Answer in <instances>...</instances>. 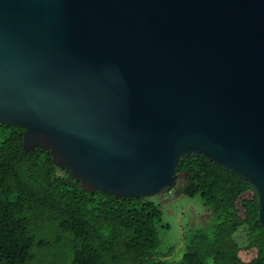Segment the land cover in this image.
<instances>
[{"label":"water","instance_id":"1","mask_svg":"<svg viewBox=\"0 0 264 264\" xmlns=\"http://www.w3.org/2000/svg\"><path fill=\"white\" fill-rule=\"evenodd\" d=\"M0 123L115 198L169 193L202 156L264 230V0H0Z\"/></svg>","mask_w":264,"mask_h":264},{"label":"trees","instance_id":"2","mask_svg":"<svg viewBox=\"0 0 264 264\" xmlns=\"http://www.w3.org/2000/svg\"><path fill=\"white\" fill-rule=\"evenodd\" d=\"M22 133L0 123V264H171L156 251L158 229L168 228L157 204L82 190L48 151L24 154ZM176 178L214 219L210 231H189L178 264H264L258 201L247 182L202 156L181 159ZM226 226L233 241L224 250L218 236ZM241 251L254 256L244 262Z\"/></svg>","mask_w":264,"mask_h":264},{"label":"rangeland","instance_id":"3","mask_svg":"<svg viewBox=\"0 0 264 264\" xmlns=\"http://www.w3.org/2000/svg\"><path fill=\"white\" fill-rule=\"evenodd\" d=\"M176 187L175 194L171 196L150 198L159 206L163 224L168 226L167 229H158L159 246L156 251L161 255L165 254L168 258L166 261L171 264L180 263L189 231L193 229L210 231L214 224L212 213L203 206L198 197L184 196L181 184H177ZM250 195L246 193L243 197L248 198ZM218 238L221 248L229 249L233 241L230 227H222ZM239 256L242 261L248 262L254 256V252L241 251Z\"/></svg>","mask_w":264,"mask_h":264},{"label":"flooded vegetation","instance_id":"4","mask_svg":"<svg viewBox=\"0 0 264 264\" xmlns=\"http://www.w3.org/2000/svg\"><path fill=\"white\" fill-rule=\"evenodd\" d=\"M175 190H177V187H175V188H174L173 190H171L169 193H166V194H164V195L158 196V197H156V198H160V197H163V196H171V195L175 194V193H174Z\"/></svg>","mask_w":264,"mask_h":264}]
</instances>
